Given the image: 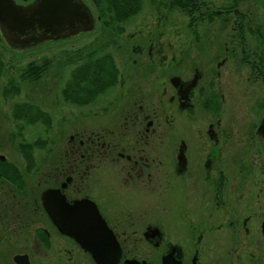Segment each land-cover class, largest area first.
<instances>
[{
	"label": "flooded vegetation",
	"instance_id": "flooded-vegetation-1",
	"mask_svg": "<svg viewBox=\"0 0 264 264\" xmlns=\"http://www.w3.org/2000/svg\"><path fill=\"white\" fill-rule=\"evenodd\" d=\"M151 1L152 11L187 13V49L168 57L139 40L138 69L113 100L103 97L120 73L115 86L78 104L82 116L63 137L24 149L20 139L16 159L0 153V264H101L63 230L84 200L104 220L110 247L118 244L109 264H264L263 196L249 179L264 156V115H236L243 96L233 90L264 84L262 25L247 26L259 45L249 56L243 0H222L205 27L188 15L201 11L197 0ZM214 17L224 30L206 35ZM144 59L161 67L141 66Z\"/></svg>",
	"mask_w": 264,
	"mask_h": 264
},
{
	"label": "rangeland",
	"instance_id": "rangeland-1",
	"mask_svg": "<svg viewBox=\"0 0 264 264\" xmlns=\"http://www.w3.org/2000/svg\"><path fill=\"white\" fill-rule=\"evenodd\" d=\"M16 1L21 3L27 0ZM85 1L91 7L96 18L94 31L60 41H45L36 46L19 50H14L8 46L0 34V56L6 67V72L0 77V153L4 154L9 160L18 158L16 153L13 152V148L15 147L14 144L20 139L32 143L38 138L46 140L55 138L58 134L63 137L69 126L77 124V121L82 116L81 107L77 103L67 104L62 97V88L70 76V71L90 51H98L102 47L99 52L107 51L114 56L120 69L121 81L118 85H114L115 88L112 92L106 93L103 97L104 99L113 100L130 84L128 81L129 73L134 71V69H138L133 63V59L137 58V56L133 54L132 48L139 43V40L147 41L144 47L145 51H147L148 45L152 41L155 46L153 51L159 50V52L168 53V57L170 54L172 56L174 54L180 55L187 49L190 35L185 25L190 19L185 12L181 13L180 11H172L165 8L162 11L158 9L155 12L152 11V5H148V0H143L142 10L123 23L122 32H117L116 30L112 31L102 28L100 21L97 20V12L91 0ZM221 1L217 0L212 4L210 0H197L201 11L198 10L194 14L201 15L195 16L193 13L188 15L194 21L201 20L200 25L205 27L206 15H211L212 8L221 3ZM151 3L156 5L157 8L161 4L159 0H152ZM239 8L251 17L244 27L245 42L247 52L255 53V50L259 51L257 38L248 31L247 26L249 25L248 27L253 30L258 27L257 25L261 24L262 28L258 27V29H262L264 35V1L243 0ZM218 19V17H214V24L212 26L209 25V32L206 35H220L218 30H224L222 29V19ZM80 55H83V57H79ZM197 55L194 59H198ZM190 58L191 56L189 55ZM154 59H156V55H154ZM251 59L256 60L253 57ZM146 60L144 59L143 63L140 62L141 66L145 63V67L151 69L153 67H156L155 69L161 67L160 62L162 61H159V59L153 61L154 66L149 65ZM30 62H34L37 65L42 64L44 67L37 80L22 77L25 67ZM135 71L137 72L138 70ZM11 81L18 92L12 96L5 97L3 91ZM233 90H235L234 93L236 92L237 95L241 94L243 96V98L240 97L238 106H236V115L245 118L255 117L257 119L264 115L263 83H258L257 90L244 93V95L237 87L236 89L233 88ZM22 102L37 105L50 114L51 126L49 130L44 125L35 123L26 124L19 132L21 121L18 118H14L11 111L14 104ZM104 105L101 104L96 109L102 110ZM94 109L92 108V110ZM13 134H15V138H13ZM17 163H23V160L19 158ZM259 163L260 165L253 171L249 179L252 182L257 181V187H261L260 195L263 196L264 202V156H260ZM33 179L35 177H32L30 181Z\"/></svg>",
	"mask_w": 264,
	"mask_h": 264
},
{
	"label": "water",
	"instance_id": "water-1",
	"mask_svg": "<svg viewBox=\"0 0 264 264\" xmlns=\"http://www.w3.org/2000/svg\"><path fill=\"white\" fill-rule=\"evenodd\" d=\"M94 26V15L83 0H32L22 5L15 0H0V32L14 48L76 36L93 30ZM49 195L51 191H46L44 203ZM70 209L71 216L63 230L96 262L116 261L120 254L118 244L110 247V232L95 205L89 200L77 201ZM127 264L139 263L129 260Z\"/></svg>",
	"mask_w": 264,
	"mask_h": 264
},
{
	"label": "trees",
	"instance_id": "trees-1",
	"mask_svg": "<svg viewBox=\"0 0 264 264\" xmlns=\"http://www.w3.org/2000/svg\"><path fill=\"white\" fill-rule=\"evenodd\" d=\"M91 2L97 12L102 28L112 31L116 30L117 32L123 31V23L135 16L142 9L143 4V0H91ZM176 3L182 4L180 0H177ZM100 49L98 51H90L70 71V76L62 88L64 100L77 104L86 103L95 100L101 93L117 83L120 70L117 67L114 56L107 51L99 52ZM79 57H83V55ZM2 60L0 56V77L6 72V67ZM43 70L42 64L37 65L34 62H30L25 67L22 77L37 80ZM17 92L18 90L15 89L11 81L5 87L3 94L7 97ZM11 114L14 118L22 119L19 124V132L26 124L41 122L47 130L51 126L50 114L31 103L14 104ZM13 138H15V134H13ZM43 145L42 141L38 139L32 143H21L18 147L24 149Z\"/></svg>",
	"mask_w": 264,
	"mask_h": 264
}]
</instances>
